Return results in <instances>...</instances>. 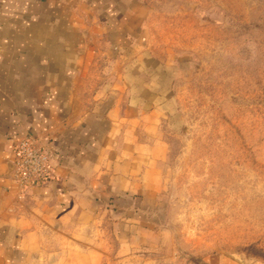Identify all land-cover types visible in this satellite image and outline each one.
I'll use <instances>...</instances> for the list:
<instances>
[{
  "label": "crops",
  "instance_id": "crops-1",
  "mask_svg": "<svg viewBox=\"0 0 264 264\" xmlns=\"http://www.w3.org/2000/svg\"><path fill=\"white\" fill-rule=\"evenodd\" d=\"M152 1L0 0V264H29L51 233L126 246L159 199L160 112L130 79ZM25 137L47 147L53 177L23 190L11 173Z\"/></svg>",
  "mask_w": 264,
  "mask_h": 264
},
{
  "label": "rangeland",
  "instance_id": "rangeland-1",
  "mask_svg": "<svg viewBox=\"0 0 264 264\" xmlns=\"http://www.w3.org/2000/svg\"><path fill=\"white\" fill-rule=\"evenodd\" d=\"M147 14L130 79L160 112L159 199L126 246L51 233L29 264H264V0H154Z\"/></svg>",
  "mask_w": 264,
  "mask_h": 264
},
{
  "label": "built area",
  "instance_id": "built-area-1",
  "mask_svg": "<svg viewBox=\"0 0 264 264\" xmlns=\"http://www.w3.org/2000/svg\"><path fill=\"white\" fill-rule=\"evenodd\" d=\"M50 152L33 137H25L14 145L12 178L19 188L41 186L53 177Z\"/></svg>",
  "mask_w": 264,
  "mask_h": 264
}]
</instances>
